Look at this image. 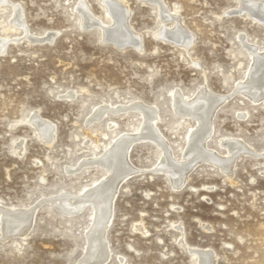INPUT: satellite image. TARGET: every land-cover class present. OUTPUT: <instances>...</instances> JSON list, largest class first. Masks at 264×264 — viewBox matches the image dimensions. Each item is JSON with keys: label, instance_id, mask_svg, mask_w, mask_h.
<instances>
[{"label": "rangeland", "instance_id": "obj_1", "mask_svg": "<svg viewBox=\"0 0 264 264\" xmlns=\"http://www.w3.org/2000/svg\"><path fill=\"white\" fill-rule=\"evenodd\" d=\"M8 1L0 8V39H7L0 54V202L37 208L24 237L2 240L0 233V264L91 263L83 255L90 208L67 217L47 200L104 178L98 167L68 168L99 159L117 136L141 124L134 111L88 123L99 107L140 102L154 109L155 128L179 160L194 122L174 113L172 93L191 97L206 86L228 97L212 117L207 149L224 157L222 142L234 139L264 154V101L253 104L234 92L250 62L239 36L264 50V26L230 13L239 8L237 0H165L192 35L187 50L158 37L159 11L140 0H122L141 45L125 50L105 44L99 29L80 26L81 1L108 25L103 0ZM11 4L20 8L28 35L41 40L10 28ZM33 113L55 126L50 145L28 122ZM19 142L21 155L15 150ZM159 155L150 142L129 151L137 173L120 185L114 200L106 264H196L190 248L209 249L215 264H264V155L238 157L230 178L202 163L180 189L156 171Z\"/></svg>", "mask_w": 264, "mask_h": 264}, {"label": "bare ground", "instance_id": "obj_2", "mask_svg": "<svg viewBox=\"0 0 264 264\" xmlns=\"http://www.w3.org/2000/svg\"><path fill=\"white\" fill-rule=\"evenodd\" d=\"M140 1L155 6L157 11H159L162 26L157 34L163 42L184 47L186 50L191 47L193 42L192 35L185 30L175 12L168 9L165 0ZM237 2L239 8L230 13L244 14L264 26L263 1L237 0ZM78 4L76 11L79 14V23L83 29H99L102 41L112 47L122 50L126 48L140 49V37L129 26L130 10L122 0H103L102 7L109 20L107 26L103 25L91 14L82 1ZM7 5L10 6L8 0H0V8ZM11 9L12 19L10 22L8 21L10 28L20 31L24 36L23 38L32 42L41 40L28 35L20 8L11 4ZM167 22L172 23L170 28L165 27ZM53 39V33L46 38L47 41ZM239 41L248 54L250 62L243 80L235 86L234 92L240 94L251 103L257 104L264 101V50H260L258 46L250 43L242 35L239 36ZM6 45L7 39H0V54L5 50ZM70 95L72 94H68V96ZM227 98V96L213 93L206 86L200 88L191 97L185 96L177 90L172 93L171 105L174 113L180 119L194 122V126L186 134L185 148L179 160L174 159L168 144L155 128L157 115L154 109L138 102L129 106L110 109L102 106L94 111L88 123L100 121L108 113L117 115L127 111H134L141 117V124L134 133L117 136L109 147L104 150L105 154L100 158L98 157L99 159L82 160L77 164L78 168H68L69 171L74 172L79 171L83 167H98L105 172L104 178L94 182L92 187H81L77 193L62 191L58 196L47 200L67 217L80 214L85 207L90 208L91 220L85 232L86 244L83 253L87 261L89 260L92 264H106L109 261L110 250L105 233L112 219L113 203L120 185L137 173V170L128 161L129 151L133 144L150 142L158 148L160 155L156 171L163 172L175 189L182 188L187 181L189 173L202 163L216 167L222 174L230 178L235 160L238 157L245 155L260 157L264 155L256 154L248 146L234 139H227L222 142L221 147L225 148L227 152L224 157L207 149L206 141L213 132L212 117ZM239 117L243 118L245 115L242 114ZM28 122L35 128L40 142L45 145H50L53 142L55 126L52 122L39 117L36 113L32 114ZM15 150L18 155H21L23 142H19L15 146ZM36 208L37 206L16 208L4 206L0 202V227L2 229L0 233L3 235L1 236L2 240L13 236L17 237L16 235L24 237L31 227ZM189 252L195 257L196 264H215V256L209 249L190 248Z\"/></svg>", "mask_w": 264, "mask_h": 264}, {"label": "water", "instance_id": "obj_3", "mask_svg": "<svg viewBox=\"0 0 264 264\" xmlns=\"http://www.w3.org/2000/svg\"><path fill=\"white\" fill-rule=\"evenodd\" d=\"M39 42H42V41H39ZM110 46V45H109ZM112 47V46H111ZM113 48H115V47H113ZM115 49H117V50H122V49H120V48H115ZM125 50V49H124Z\"/></svg>", "mask_w": 264, "mask_h": 264}]
</instances>
